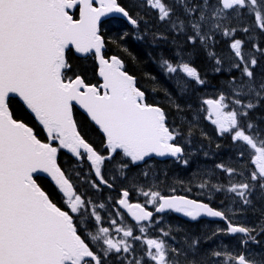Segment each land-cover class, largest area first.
Returning <instances> with one entry per match:
<instances>
[{"label":"snow or ice","instance_id":"obj_1","mask_svg":"<svg viewBox=\"0 0 264 264\" xmlns=\"http://www.w3.org/2000/svg\"><path fill=\"white\" fill-rule=\"evenodd\" d=\"M97 2L99 6H95ZM177 2L183 5L189 20L186 24L177 17L171 26L178 32L190 27L193 35L188 36V40L193 44L199 38L200 43L208 47L210 37L202 29L209 21H216L209 31L222 30L223 36L231 37L236 29L223 28L219 21L230 14L239 16L241 10L253 15L255 26L264 31V0H217L215 5L202 0L201 4L191 6L186 0ZM147 4L158 11L161 21L170 19L173 10L164 0H147ZM73 9L78 11V18L71 13ZM110 13L122 14L132 25L138 24L118 0H0V264H109L110 258L118 260L119 264H147L145 257L154 264H179L170 256V253L179 255L177 249L163 239H144L142 244L146 249L137 256L128 238L138 241L142 237L134 236L132 227H117L115 231L123 233L121 238H115L108 227L90 231L85 220L90 215L99 224L102 217L97 207L102 209L105 205L92 204L83 193H78L57 163L61 149H67L81 160L86 156L100 184L111 187L102 174V165L105 160H111L112 155H101L81 135L73 117L74 103L84 109L102 131L110 154L122 152L132 163H137L153 154L175 157L184 151L173 143L179 132L169 127L165 110L147 101L145 92L137 86V78L125 70L123 60L105 56L106 40L100 23L101 17ZM243 31L247 33L249 29L245 27ZM242 45L240 39L229 45L238 58L233 67L249 78V83L243 87L260 100L264 98V81L257 90L252 71L257 59L246 56ZM254 47L264 52L259 46ZM73 51L98 62L96 74L102 78V83H91L86 75L73 68L69 57ZM209 55L216 56L214 52ZM215 64L219 66L221 60L216 58ZM161 67L168 74L183 73L199 84L205 83L197 68L183 58L175 63L162 58ZM215 70L219 72L220 68ZM241 92L242 89L236 91V95ZM226 99L221 94L217 99L205 100L207 118L217 125L221 134L233 133L234 141H242L250 147L251 162L255 165L251 180L261 181L259 186L264 189V139L247 134L238 119L247 116L244 109L257 105L252 101L243 104L237 98L233 102L240 105L241 110L225 111L229 107ZM17 101L46 133L44 139L16 115L13 105ZM252 127L251 123L247 124V128ZM124 167L126 165L121 166ZM218 167L229 174L235 171L224 165ZM39 174H47L54 182L66 209L58 206L38 183ZM100 184L93 182V187L98 189ZM215 187L220 190L218 185ZM253 187L255 185L249 183L233 184L228 191L249 204L248 195ZM143 195L150 197L148 203L156 205L155 211L159 213L173 210L193 220L207 216L228 221L224 212L207 203L184 196L165 197L157 191H143ZM122 197L119 204L137 222L152 220L153 212L139 203H129L128 191H123ZM111 223L115 225L116 220ZM139 230L145 233L147 229L140 227ZM226 231L245 234V244L248 240L257 242L252 235L256 229L228 221ZM260 231L264 232V225ZM163 234L168 236L169 232ZM197 243L194 241L189 248L195 251ZM90 245H95L96 249ZM211 255L223 257L217 264H264V252L233 255L213 251ZM186 264H197V261L187 260ZM201 264L207 261L202 260Z\"/></svg>","mask_w":264,"mask_h":264},{"label":"trees","instance_id":"obj_2","mask_svg":"<svg viewBox=\"0 0 264 264\" xmlns=\"http://www.w3.org/2000/svg\"><path fill=\"white\" fill-rule=\"evenodd\" d=\"M118 1L129 11L130 16L138 21V24L130 25L120 19L105 22L101 31V34L106 40L105 56H117L123 60L126 71L137 78V86L145 92L147 101L149 103L157 104L165 110L169 127L179 132V135L174 141L176 144L182 145V139L186 138L185 132L187 133L188 130H190V132L187 133L188 138L186 139L201 146L208 147L211 153H224V148L230 145L229 135L231 134H223L222 136H219L207 131L208 134L204 133L201 135L202 132H199L201 131L199 125L190 122L191 116L188 115L189 109L183 111L186 104H195L197 98L193 99V96L196 92L191 90V85L187 86L189 95L186 94V91L181 92L182 89L178 88L173 83V76L168 74L161 67V60L162 58L168 59L175 63L177 62V56H175L176 53L184 55L185 59H189L190 66L197 68L201 78L205 81V84L208 85H218L224 82V80H229L233 75L225 73L214 75L213 69L215 65L213 64V61L210 60L205 47L198 40H196L195 44L188 40V36L193 34L190 27H186L183 32H178L172 28L171 23L174 22V20H172L173 17H179L182 20L188 18L185 14H181V11L179 13L173 12L170 19L160 21L155 12H146L147 10H151L147 5L143 4L140 8L141 2L139 3L138 0ZM165 3H168V0H165ZM144 6L146 7V10H143V8H145ZM77 14V11L73 13L74 18L78 17ZM186 22L187 21H185V23ZM137 32L145 35L147 39L145 41L137 39ZM152 36H154V38ZM237 36L245 41L241 32H238ZM256 43L260 49L264 50V31L261 30L257 32ZM220 44V51H222L223 48H226L225 51L228 50L224 42H221ZM69 57L73 68L77 72L86 75L91 83H100L96 74L95 60L92 57L79 58L73 52L69 53ZM255 58L257 59V64L255 66L256 69L253 71L261 70L264 72V52L257 51ZM263 104L251 112V119L254 122L256 119L264 116ZM172 105L175 107L178 105L179 107L175 108ZM13 110L19 118L24 119L30 126H33L36 129L37 134L41 139L45 138L46 133L41 131L32 116L24 110L23 106L18 101L13 105ZM74 118L81 135L101 155L108 156L109 151L105 146L104 138L91 121L77 109H74ZM175 122H177V125ZM258 123L260 122L258 121ZM208 126L209 125H207V128L210 127ZM242 128H244V126H242ZM122 157L123 156L118 153L111 160H105L102 165V174L111 187L100 184L101 196L98 198L99 201L110 197L116 204L121 197L122 191L130 189V186L127 188L128 185L117 186V184H115V181L120 177L118 176L119 173H117L118 170L115 164H123L121 161V159L123 160ZM57 160L62 170H65V174L68 175L73 182L76 190L80 191L79 180L72 177L71 171L82 170L80 172V175L82 176L86 171V167H88L86 159L84 158L81 160L76 158L66 149H61ZM156 164L159 168L161 178L166 180V185H171V188L177 194L189 196V191L187 190L189 187H186L184 184V181L189 177L186 173V170H189V168L183 166L182 159L178 162L165 161L156 162ZM141 167L142 166L132 167L130 168V171L137 174L138 172H141ZM130 178L137 180L136 177L130 176V173H128L127 180ZM93 179L98 181L95 175L93 176ZM134 180L131 181V183H133ZM38 183H40L42 188L48 192L50 198L53 199L58 206L65 209L67 208L66 204L62 201L61 194L53 184L42 177H38ZM89 219H91L90 215ZM179 237L183 238L181 234H179ZM191 254L194 256L197 264L198 262H201L199 259L200 257L195 253ZM110 260L117 264L116 259L110 258ZM109 264L114 263L109 261Z\"/></svg>","mask_w":264,"mask_h":264},{"label":"rangeland","instance_id":"obj_3","mask_svg":"<svg viewBox=\"0 0 264 264\" xmlns=\"http://www.w3.org/2000/svg\"><path fill=\"white\" fill-rule=\"evenodd\" d=\"M143 2L144 4H147V0H140V2ZM165 2V0H164ZM169 2L172 3V7L175 8L172 13H179L181 11V14H185L184 12V7L182 4L178 3L176 0H169ZM186 2L189 4V6L194 5V4H201L202 0H186ZM217 3V0H209V4L210 5H215ZM142 5V4H141ZM145 7V6H144ZM148 7L151 9L150 11H153L157 14V18L158 17V11L151 8L149 5ZM146 9V7H145ZM186 15V14H185ZM198 15V13H197ZM187 16V15H186ZM188 17V16H187ZM160 20V19H159ZM172 20H176L175 17H173ZM189 17L186 18V20L184 21H188ZM161 21V20H160ZM165 21V20H164ZM216 21H209L208 25H205L202 29V32H206L209 34V42H208V47H205V49L207 50L208 56L210 58V60L213 61V64L215 65L213 72L214 75H218L221 73H225L228 75H233L231 76V78L229 80H224V82L218 84V85H211V84H199L197 82H195L192 78H189L186 76V74L183 73H176V74H171L173 76L172 80H174L176 83V86L180 89H182L181 92H185L186 94L189 95L188 91H187V86L191 85V90L195 91L196 94L193 96L194 98H197V100H195V104H186L184 106L183 111H186L187 109H189L188 111V115L191 116V123L192 124H196L199 125V129L202 132L201 135L204 134L205 132V123L208 121L209 123H212L211 120H209L207 118V105L204 104V101L207 99H217L219 97V95L223 94L226 96V103H228L229 107L225 109V111H230V110H237L238 112L241 110V106L240 105H235L234 104V99H240L242 101L243 104H247L249 101H252L254 104L256 105H262L264 103V98L257 100L255 98L254 93H249L248 89L246 87H243L244 85H247L249 83V78L246 76H242L241 75V70L237 69L235 67H233V64L238 62V58H236L234 56V53L232 52V50L230 49L229 45L231 42H233L235 39H240L241 41H243V45H242V52H244L246 54V56H256L257 51L255 50L254 46H258L256 41H257V32L261 31L258 27L255 26V22H254V16L248 14L247 10H241V15L236 16L235 14H230L228 16L227 19L224 20H220L219 23H221V25L223 26V28H228V29H236V31L234 32V34L231 37H225L222 34V30H213V31H209V28L211 26L212 23H215ZM187 23V22H186ZM247 27L249 29V31L246 33L243 31V29ZM191 29V28H190ZM257 31V32H256ZM192 32V31H191ZM241 32L244 36L245 41L241 38L237 36V33ZM193 35V34H191ZM136 38L141 40V41H145L147 38L145 35H142L140 32H137L136 34ZM197 40L200 42L199 38H197ZM224 42L227 46V51L226 48H223L222 51L219 50L220 47V43ZM249 44V45H248ZM230 49V52H229ZM210 52H214L216 54L215 57H212L209 55ZM179 53H176L175 56H177L176 61H178L179 59L183 58V60L185 62H189V59H185L184 55H178ZM219 58L221 60V64L219 66H217L215 64V59ZM216 67L220 68V71L217 72L215 69ZM255 66L252 68V71L255 70ZM254 73V81H255V87L257 88V90H259V84L261 83V81H264V72H262L261 70H257V71H253ZM233 77H235V82L233 83ZM182 87V88H181ZM242 89L241 94L236 95V91ZM185 97V96H184ZM177 108V107H175ZM182 109V108H181ZM254 109V108H253ZM253 109H244V111L247 112V114L252 111ZM173 116V114H172ZM248 116H240L238 117L239 121H240V125L244 126V129L246 131L247 134L250 135H254L259 137L260 139H264V133L262 127L255 125L254 123H252L251 121L248 120ZM244 120H242V119ZM262 119L264 120V117H262ZM184 120V119H183ZM177 125V122H175ZM251 123L253 125L252 128H247V124ZM213 124V123H212ZM213 126V128L216 130V132L218 134H221V132L219 131V128L217 127V125H211ZM190 130H188L187 133H189ZM185 132V137L188 138V134ZM227 133V132H226ZM182 139V146L184 147V149L186 151H188V154L190 155V157L192 156H196V154H198L197 151H201V150H197L194 148V146L192 144L189 143L188 139ZM200 147V146H199ZM201 148V147H200ZM233 148V152L234 149L237 152L236 156L231 157L232 159L237 158L241 155V153H245L246 157H248V161H246L245 164L242 165V167L246 170L244 174H242V169L241 167H239V164L236 163L234 169L235 171L232 174H229L227 172L224 171V169L218 167L219 165H224L227 168H230L231 165L233 164V162L235 160L229 161L228 164H217V166L212 165V166H208V165H201L200 168L202 170H218L217 173H215L214 171H210L209 172V176L204 175L203 173H200L199 171H195L193 173H190L189 177L184 181L185 186H188L191 188L192 193L194 192V190L199 189L200 192L196 193V194H203L202 191V187H200L201 184H205L207 183V185L205 186L207 191H212L213 189H215V186H219L220 183L223 181L220 180V178L222 177V175L228 174V181H226V183L224 184L223 187H220V190H224L225 194L233 197L234 199L237 198H241L239 196H237L236 193H232L230 191H228V189L233 185V184H240V183H249L250 185H256L259 184L257 181H252L251 180V173L255 170V165L251 162V160L253 159V152L250 149L249 146H247L244 142L242 141H234L232 145L228 148ZM202 154H199V156H203L204 158H210V157H214L211 156L207 153L206 150H202L201 151ZM237 161V160H236ZM116 168H117V173H119L118 176H120L116 181L115 184H117V186H123V185H128L127 188L130 189H136L137 190V195L140 196L141 198H143L145 200L144 204H146L147 206H154L156 207V205L148 203L150 197H146L143 195V191H157L159 192L161 195H165V194H169L172 193V188H166L165 187V183L166 180H164L163 178L160 179H156L155 173L157 172L156 170H159L158 167H154V165L151 166H147L143 171L138 172L137 174H134V172H130L127 169L129 168V166L126 165V167L121 168L122 164L121 163H116L115 164ZM77 167V166H76ZM239 167V169L241 170H237L236 168ZM76 170V169H74ZM85 170V169H84ZM197 170H199V168H197ZM82 170H76V171H71V175L72 177H75V179L79 180V187L81 190V193L84 194L85 198L89 199L92 204L95 205H99V204H104L105 207L104 208H98L97 207V211L99 212V214L102 217V220L99 224H97L94 220V217H91V219H86L85 221V225L88 226L90 231H95L96 229H98L99 227H108L111 231V234L115 237V238H121L123 236V233H117L115 231V229L117 227H132L131 224L127 221V219L124 217V215H122L119 211V208L116 206L114 200L112 198H106L105 200L99 201L98 198L101 196L100 192H101V187L99 186V188H95L93 187V182H96L93 179V173L91 170L88 169V167H86V171L83 173V175H80V172ZM77 173H79V175H77ZM128 173H130V176H134L137 178V180H134L133 178L128 179ZM145 173H147V175H145ZM242 174V175H241ZM216 176V177H215ZM215 178V179H214ZM133 183H131V181H133ZM163 180V181H162ZM97 183V182H96ZM255 187H253L251 189V191L254 190ZM259 191H264V189H261L260 186L258 187ZM216 192L213 193V195H215ZM231 194H234L233 196ZM121 199V198H120ZM119 199V200H120ZM230 209V207H229ZM234 209V207H233ZM231 210V209H230ZM91 211V205L89 206V213ZM112 220H116V224L113 225L111 223ZM238 221H240L241 219H238ZM245 222V220H242ZM156 226V223L149 225L147 228L149 227H153ZM176 227V226H175ZM173 227V230L177 229V227L175 228ZM133 228V227H132ZM135 229L133 228V233L135 234L136 231H134ZM147 231V230H146ZM140 232V230H139ZM130 242L133 243L134 246H137L138 244V249H143L144 247H146V245L142 244L141 240L138 241H133L132 238H128ZM157 239V238H156ZM164 240V239H163ZM170 240V239H169ZM168 240V245L172 248H175V241L173 240V243L170 242ZM165 241V240H164ZM135 242H138L137 244ZM230 244H237L238 249H234V245H232V249H231V245H228L224 240L219 239L218 244H216V246L212 247L211 249V253L213 251H221V252H230L233 255H237L238 251H250L253 250V253H262L264 252L261 251L262 249H250L249 246H247L245 249H243L242 247V239H238ZM95 246V245H94ZM96 247V246H95ZM223 247V248H222ZM146 248H144L145 251ZM176 249V248H175ZM136 251V249H135ZM144 253V252H143ZM142 253V254H143ZM179 253V251H178ZM202 253V254H201ZM209 253V251H208ZM190 254V253H189ZM195 254L198 256V254H201L200 256V260H206L207 264H217L216 263V259H214L212 262L208 261V257L207 254H204L203 251H200L198 249V247L195 249ZM210 254V253H209ZM127 255V254H124ZM183 258L185 259V263L187 260H195L194 256L192 254L191 258H188V254L184 253L182 254ZM176 256V255H174ZM211 256V254H210ZM177 257V256H176ZM223 259V257H222ZM145 260L147 261V264H152L150 263V260H148L147 257H145ZM178 261V259H176ZM110 262H113L115 264L114 261L110 260ZM117 264L119 263L118 260H116ZM182 262V261H181ZM209 262V263H208ZM200 262H198L199 264ZM181 264V263H179Z\"/></svg>","mask_w":264,"mask_h":264},{"label":"flooded vegetation","instance_id":"obj_4","mask_svg":"<svg viewBox=\"0 0 264 264\" xmlns=\"http://www.w3.org/2000/svg\"><path fill=\"white\" fill-rule=\"evenodd\" d=\"M138 2L140 3V0H138ZM118 3L121 5L119 1ZM141 3L142 5L144 4L142 1ZM141 3H140V8L142 7ZM144 5L148 6V4H144ZM143 10H146V9L143 8ZM146 12H148V10ZM204 149L208 151L207 147H204ZM236 154L237 152L235 151V149H234V152L233 150H230V156L226 157L225 159L223 158L218 159L216 161V164L226 165L228 161L232 159L231 157L236 156ZM233 160L235 161L233 162L230 168L234 169L236 163L239 164V167L243 168L242 165L245 164L246 161H248V157H246V154L243 153V155H240L238 159L233 158ZM239 167H237L236 169L241 170L239 169ZM243 170H246V169L244 168L242 169V174L245 173V171ZM210 171H214L215 173L218 172V170H202V169L199 170L200 173H203L206 176H209ZM227 176L229 175L228 174H226V176L225 174L222 175L220 180L223 181V183L221 182L219 187H223L226 181H228ZM257 182L261 183V181L259 180H257ZM205 185H207V183H205ZM258 187H259V184H256L254 190L251 191L250 194L248 195V199L251 201L249 204H244L242 201V198L234 199L233 197L225 194L224 190H217L216 188L213 189L212 191H207L206 187H203L201 191L203 194H196L200 192L199 189L194 190L193 192V195L196 197L194 198L195 200L202 202V203H207L213 209L224 212L225 215L228 217V221H231L234 225L244 226L250 229H256V231L253 232L252 235L256 237V241L258 243L252 240H248L247 244H245L244 241L247 240L246 235L245 236H242V235L230 236L229 233L226 231V225L228 222L226 220L225 221H211V220H206V219H200L198 221L191 222L187 220L181 221L180 219H178L179 218L178 217L175 222L174 216L170 213L159 215L155 211L156 207L147 206L146 204H144L145 200L137 195L136 189H135V192L132 191L131 189L128 190L129 203H132V204L139 203L143 205L146 209L153 212L154 216L152 218V221L149 223H142V224H135V225L133 223L131 224V226L135 229L134 231H136L137 236L142 237L141 241H143L148 236H151L152 238L164 239L167 245H168L169 239H170L169 241L172 242V238L169 236H164L163 233L169 232V234H173L174 232L173 227L176 226L178 229L177 232L183 236L182 250L184 252L193 251L192 249L189 248V245L193 244L194 241H198V243L195 245V249L198 247L200 251H203L204 254H207L209 262H212L214 259L217 260L216 263L222 260V257L217 258V257H213L212 255L210 256L212 247L218 244L219 239H222L228 245H231V249H232V245H234V249H238V246L237 244H230V243L232 242L235 243L236 240L242 239L241 245L243 249L249 246L250 249L256 248V249H262L261 251H263L264 232H261L260 228L262 225H264V191L260 192ZM214 192H216L215 195H213ZM231 195L233 196L234 194H231ZM229 207L231 210L229 209ZM237 218L241 220L238 221ZM242 220H245V222ZM154 223H156V226L147 228V231L145 233L139 232L140 227L146 228L149 225H152ZM90 246L93 247V245H90ZM94 248L96 249L95 246ZM144 248L138 249V256L142 255V253L144 252ZM208 251L210 254L208 253ZM249 252L253 253L254 251L250 250ZM240 253H248V251L239 250L237 254H240ZM170 256L173 257L172 253H170ZM150 263L154 264V262H151V261Z\"/></svg>","mask_w":264,"mask_h":264},{"label":"water","instance_id":"obj_5","mask_svg":"<svg viewBox=\"0 0 264 264\" xmlns=\"http://www.w3.org/2000/svg\"><path fill=\"white\" fill-rule=\"evenodd\" d=\"M95 6H99L98 5V2L95 4ZM73 11H74V9L73 10H71V13H73ZM111 18H121V19H124V20H126L128 23H130L129 21H128V19L126 18V17H123V15L122 14H119V13H110V14H108L107 16H105V17H101V23H100V27H101V24L104 22V21H106V20H108V19H111ZM105 50V49H104ZM103 50V51H104ZM74 52V51H73ZM76 56H79V57H81L79 54H76ZM97 61H96V66H97ZM98 76V75H97ZM98 78H99V80L101 81V83H102V78H100L99 76H98ZM73 107H75L77 110H79L80 112H82L85 116H87L88 117V119L91 121V119H90V117L88 116V114L86 113V111L84 110V109H82L79 105H77V104H75L74 103V105H73ZM73 117H74V115H73ZM94 125H95V123L93 122V121H91ZM96 126V128H98L99 129V127L97 126V125H95ZM99 131L101 132V134L103 135V137H104V134L102 133V131L99 129ZM105 138V137H104ZM183 154V152L181 153V154H179L178 156H170V155H167V156H163V157H161V156H156L155 154H153V155H151V156H149V157H145V160L144 161H140V162H137V163H135V164H139V163H144L145 161H147V160H149V159H152V158H155V159H157V160H165V159H177V158H179L181 155ZM88 162H89V164H90V166H91V168L93 169V171L95 172V169L92 167V165H91V161H89L88 160ZM39 177H43V178H45V179H47L48 181H50L53 185H54V182H52L51 181V179L49 178V177H47V174H39ZM55 186V185H54ZM56 187V186H55ZM187 199H190V198H188V197H186ZM119 207L129 216V218L133 221V222H135V223H142V222H137L133 217H132V215L127 211V209H125L122 205H120L119 204ZM173 212L174 214H176V215H178V216H180V217H182V218H184V219H186V220H189V221H192V222H194V221H197V220H199V219H202V218H204V219H209V220H216V221H218V220H222L221 218H219V217H207V216H200V217H198L197 219H195V220H193L192 218H190V217H187V216H185L183 213H177V212H175V211H173V210H165L163 213H165V212ZM159 213V212H158ZM143 222H148V221H143ZM236 234H243V233H236ZM236 234H231V235H236Z\"/></svg>","mask_w":264,"mask_h":264},{"label":"bare ground","instance_id":"obj_6","mask_svg":"<svg viewBox=\"0 0 264 264\" xmlns=\"http://www.w3.org/2000/svg\"><path fill=\"white\" fill-rule=\"evenodd\" d=\"M177 1V0H176ZM145 18V17H144ZM144 21V20H143ZM149 36V35H148ZM150 37V36H149ZM154 38V36H152ZM156 39V38H155ZM158 41V40H157ZM166 45V44H165ZM253 206V205H252ZM258 213V212H257Z\"/></svg>","mask_w":264,"mask_h":264}]
</instances>
